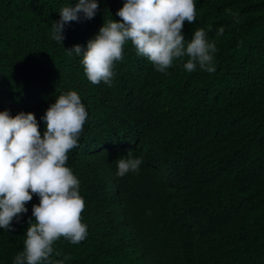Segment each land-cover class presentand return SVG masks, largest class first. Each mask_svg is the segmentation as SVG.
Returning a JSON list of instances; mask_svg holds the SVG:
<instances>
[{
  "label": "trees",
  "instance_id": "trees-1",
  "mask_svg": "<svg viewBox=\"0 0 264 264\" xmlns=\"http://www.w3.org/2000/svg\"><path fill=\"white\" fill-rule=\"evenodd\" d=\"M123 2L99 0L93 18L80 13L64 25L60 43L51 38L58 10L76 0H0V110L32 111L42 134L46 108L61 91L75 90L94 125H112L109 115L133 108L139 128L132 148L144 160L138 172L116 176L115 159L126 154L119 147L106 161L107 173L68 152L88 235L78 244L60 238L52 258L264 264V0H196V19L185 21L182 31L190 39L205 29L216 46L214 72H187V57L166 74L156 71L129 41L114 62L112 86L92 84L81 56L68 49L86 47L104 21L121 19L116 10ZM110 129L104 131L113 144L126 137L125 130ZM35 203L33 194L13 228L0 229V264H12L23 250Z\"/></svg>",
  "mask_w": 264,
  "mask_h": 264
},
{
  "label": "clouds",
  "instance_id": "clouds-1",
  "mask_svg": "<svg viewBox=\"0 0 264 264\" xmlns=\"http://www.w3.org/2000/svg\"><path fill=\"white\" fill-rule=\"evenodd\" d=\"M98 6L99 0H76L74 6H62L51 38L61 43L64 25L79 19L80 13L93 18ZM116 15L121 19L104 21L86 47L74 44L68 49L70 54L81 56L84 74L92 84L112 86L114 62L123 59L124 45L129 41L137 55L146 57L156 71L166 74L174 61L184 57L187 59L182 66L187 72L197 67L215 71L216 46L205 29H195L190 39L182 31L185 21L196 19V0H124ZM222 34L221 26L217 35ZM109 117L114 124L105 121V128L94 125L75 90L55 96L40 117L42 134L32 111L13 115L7 108L0 110V229H12L13 219L19 220L28 211L26 203L33 194L39 197V203L32 205L34 220L29 219L23 250L12 264H66L67 256L52 258L54 243L63 238L78 244L87 237L88 225L81 219L85 200L80 194L79 177L67 164L70 150L86 156L99 172L107 173L106 161L119 147L126 154L115 159L116 176L140 170L143 157L132 154L139 131L133 108L117 110ZM109 128L113 134L125 130L126 137L113 144L104 131ZM125 229L129 231L127 225Z\"/></svg>",
  "mask_w": 264,
  "mask_h": 264
}]
</instances>
